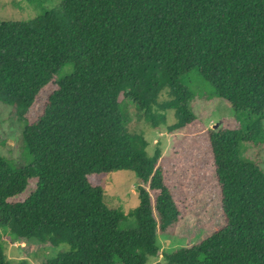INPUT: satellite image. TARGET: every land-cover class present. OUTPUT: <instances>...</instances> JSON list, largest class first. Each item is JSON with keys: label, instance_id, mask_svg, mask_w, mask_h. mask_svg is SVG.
Masks as SVG:
<instances>
[{"label": "trees", "instance_id": "obj_1", "mask_svg": "<svg viewBox=\"0 0 264 264\" xmlns=\"http://www.w3.org/2000/svg\"><path fill=\"white\" fill-rule=\"evenodd\" d=\"M70 66L71 72L57 77ZM197 71L244 130H208L224 225L156 264H264V172L240 155L264 145V0H61L30 21L0 22V104L24 123L31 163L0 157V228L12 241L66 246L40 264H146L179 209L160 148L146 154L128 106L151 129L199 123L182 78ZM52 91L40 115L27 114ZM168 111L176 123L166 125ZM137 176L134 227L104 202L102 181ZM35 189L23 201L10 202ZM147 185V188L145 187ZM150 191L156 193L151 200ZM174 233V231H173ZM0 264H10L0 244Z\"/></svg>", "mask_w": 264, "mask_h": 264}, {"label": "rangeland", "instance_id": "obj_2", "mask_svg": "<svg viewBox=\"0 0 264 264\" xmlns=\"http://www.w3.org/2000/svg\"><path fill=\"white\" fill-rule=\"evenodd\" d=\"M61 0H0V22L30 21L54 9ZM71 72L70 66L63 67L57 77ZM182 84L189 90L191 112L199 123L186 128L168 132L166 126L151 129L138 119V111L131 104L128 116L131 119L128 130L142 133L148 145L146 154L151 156L158 147L161 150L159 164L163 168L165 182L171 189L179 209V220L170 229L158 236V256L149 258L146 264L163 262L162 254L188 247L208 237L224 225L220 209V190L216 181L212 154L208 141V130L230 128L244 130L246 114H236L229 104L213 94V89L203 81L197 71H192ZM56 89L54 84L46 86L27 114L29 122L40 115L47 96ZM176 123L173 111L167 113V123ZM24 123L19 120L10 107L0 104V157L12 168L20 169L31 163L23 140ZM240 155L249 162L257 164L264 172V145L241 144ZM137 176L131 171H118L105 177L102 191L105 205L118 210L123 217L120 229L134 227L135 217L131 210L139 205ZM36 179H31L23 194L10 202L25 200L35 189ZM147 188V185H145ZM154 201L156 193L150 191ZM174 231V233H173ZM0 244L10 264H40L53 259L58 251L66 246L52 248L50 245L33 244L23 240L12 241L0 228Z\"/></svg>", "mask_w": 264, "mask_h": 264}]
</instances>
